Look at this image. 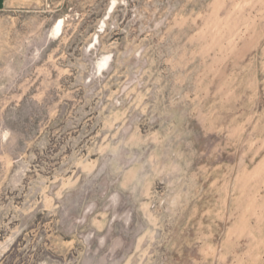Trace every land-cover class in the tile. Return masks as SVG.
<instances>
[{
    "label": "rangeland",
    "instance_id": "obj_1",
    "mask_svg": "<svg viewBox=\"0 0 264 264\" xmlns=\"http://www.w3.org/2000/svg\"><path fill=\"white\" fill-rule=\"evenodd\" d=\"M0 264H264V0L1 12Z\"/></svg>",
    "mask_w": 264,
    "mask_h": 264
},
{
    "label": "crops",
    "instance_id": "obj_2",
    "mask_svg": "<svg viewBox=\"0 0 264 264\" xmlns=\"http://www.w3.org/2000/svg\"><path fill=\"white\" fill-rule=\"evenodd\" d=\"M46 2L47 0H0V13L36 8Z\"/></svg>",
    "mask_w": 264,
    "mask_h": 264
},
{
    "label": "bare ground",
    "instance_id": "obj_3",
    "mask_svg": "<svg viewBox=\"0 0 264 264\" xmlns=\"http://www.w3.org/2000/svg\"><path fill=\"white\" fill-rule=\"evenodd\" d=\"M58 32H59V33L61 32V29H60V28L58 29Z\"/></svg>",
    "mask_w": 264,
    "mask_h": 264
}]
</instances>
